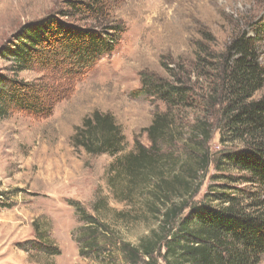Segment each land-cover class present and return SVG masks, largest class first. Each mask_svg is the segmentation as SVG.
<instances>
[{
  "label": "trees",
  "instance_id": "1",
  "mask_svg": "<svg viewBox=\"0 0 264 264\" xmlns=\"http://www.w3.org/2000/svg\"><path fill=\"white\" fill-rule=\"evenodd\" d=\"M113 8L112 0H64L60 10L24 23L0 45V59L6 63L0 70V119L14 112L50 117L68 88L119 46L125 26L113 16ZM262 28L263 20L256 21L252 33L236 34L222 51L200 43L190 66L178 61L168 68L170 79L142 76L135 95H148L167 105L144 129L148 146L137 138L134 150L122 153L126 136L110 113L95 111L76 129V147L116 156L108 183L114 197L128 206L117 211V217L124 222L143 219L149 225L133 244L118 238L101 219L100 212L110 210L106 197L95 200L93 212L72 200L82 223L73 237L83 259L115 260L112 246L117 245L128 264L262 261ZM28 70L40 75L19 78ZM182 112L189 116L186 122L179 116ZM215 132L221 149L214 154L210 144ZM206 178L210 182L198 198ZM24 247L61 255L59 247L41 239Z\"/></svg>",
  "mask_w": 264,
  "mask_h": 264
},
{
  "label": "rangeland",
  "instance_id": "2",
  "mask_svg": "<svg viewBox=\"0 0 264 264\" xmlns=\"http://www.w3.org/2000/svg\"><path fill=\"white\" fill-rule=\"evenodd\" d=\"M63 1L0 0V45L24 23L60 10ZM112 4L113 16L125 26L116 50L68 88L50 117L14 112L0 119V264H128L117 245L112 246L115 260L79 255L73 233L82 223L72 200L93 212L95 200L106 197L110 210L103 209L101 219L118 238L133 244H138L149 225L143 219L124 222L117 217L116 212L128 206L114 197L108 183L116 156L76 147V129L95 111L110 113L126 136L122 153L134 150L137 138L148 146L144 129L167 105L148 95H135L142 76L170 79L168 68L178 61L190 66L200 43L222 51L236 34L252 33L258 20H263L260 57L264 65V0H112ZM5 67L0 59V70ZM39 75L28 70L19 78L32 80ZM179 116L184 122L189 119L186 112ZM210 145L214 154L221 149L218 132ZM209 182L206 178L198 198ZM35 239L59 247L61 255L24 247ZM259 264H264V257Z\"/></svg>",
  "mask_w": 264,
  "mask_h": 264
}]
</instances>
